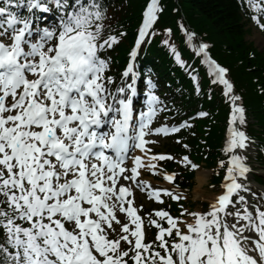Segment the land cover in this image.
Returning a JSON list of instances; mask_svg holds the SVG:
<instances>
[{
    "label": "snow or ice",
    "instance_id": "obj_1",
    "mask_svg": "<svg viewBox=\"0 0 264 264\" xmlns=\"http://www.w3.org/2000/svg\"><path fill=\"white\" fill-rule=\"evenodd\" d=\"M246 5L264 30V0H246ZM162 10L159 0H150L137 48ZM106 19L102 0H0V264H264V204H252L242 194L257 196L245 183L256 142L246 131L242 97L207 44L199 45V52L231 105L223 149L228 160L219 162L221 168L227 163L225 191L206 211L181 205L179 217L165 210L149 213L148 225L157 233L146 239L127 182L151 189L150 197L160 203L161 193L185 199L138 178L140 168H156L143 163L151 151L147 145L156 143L146 137L190 125L153 129L164 109L151 92L147 113L135 118L139 73L134 63L117 84L108 75L110 61L99 55L119 43L117 35L104 37ZM180 27L189 41L195 38ZM136 55L134 49L132 61ZM136 148L144 156L130 157ZM174 159L151 156L152 161ZM180 163L198 167L188 156ZM165 179L175 182L176 174L166 173ZM258 198L264 200V193ZM118 213L126 215L120 219Z\"/></svg>",
    "mask_w": 264,
    "mask_h": 264
},
{
    "label": "trees",
    "instance_id": "obj_2",
    "mask_svg": "<svg viewBox=\"0 0 264 264\" xmlns=\"http://www.w3.org/2000/svg\"><path fill=\"white\" fill-rule=\"evenodd\" d=\"M137 1L132 2L135 8L142 0ZM176 1L165 0L168 5H166L165 12L162 15L163 18L175 14L174 19H176L181 16V12L178 11H183L186 18L196 26L198 31L204 30L207 32L217 48L221 49V46L227 48L229 56L226 61L237 67L238 82L246 79L248 86H254L253 78L263 77L264 56L254 49L253 52H250V47L244 41V26L241 25V17L235 2L231 0ZM136 14L139 16L138 12ZM251 56H254V58H250ZM249 81L251 82L249 83ZM252 99L253 94H250L248 100L253 101ZM255 103V109H259L258 103ZM253 111L256 110L253 109ZM209 142L211 146L216 143L213 139H209Z\"/></svg>",
    "mask_w": 264,
    "mask_h": 264
},
{
    "label": "rangeland",
    "instance_id": "obj_3",
    "mask_svg": "<svg viewBox=\"0 0 264 264\" xmlns=\"http://www.w3.org/2000/svg\"><path fill=\"white\" fill-rule=\"evenodd\" d=\"M248 39L249 40H251L252 42H254L255 44H256V46L257 47H259L261 50H264V38L258 33V32H256V31H253L251 34H250V36L248 37ZM254 163V162H253ZM255 164V163H254ZM256 168H257V166H256ZM258 172H260V173H262V174H264V171L263 170H260L259 168H258ZM208 179V178H207ZM157 184H155V186H156ZM164 188H165V186H164ZM196 188V187H195ZM194 188V189H195ZM195 191V190H194ZM192 192V194H190L189 195V197H187V200L188 201H191L192 203L193 202H197V199L195 198V192ZM214 196V192H213V190H212V188L211 187H209L208 186V183L206 182V186L204 187V189L201 191V196H198V198H200V199H198V201L199 200H203V201H205V200H207V199H210V198H212ZM201 208H200V206L199 205H197L196 203H195V206H194V210H200ZM149 228H148V233H147V236L149 237Z\"/></svg>",
    "mask_w": 264,
    "mask_h": 264
},
{
    "label": "bare ground",
    "instance_id": "obj_4",
    "mask_svg": "<svg viewBox=\"0 0 264 264\" xmlns=\"http://www.w3.org/2000/svg\"><path fill=\"white\" fill-rule=\"evenodd\" d=\"M207 179V173L205 171H199L197 173L196 177V188L194 189L195 191V198H198V196H201V191L203 190L205 183Z\"/></svg>",
    "mask_w": 264,
    "mask_h": 264
}]
</instances>
